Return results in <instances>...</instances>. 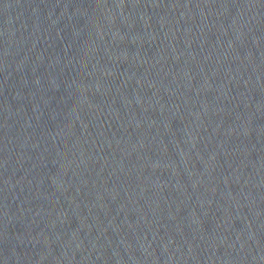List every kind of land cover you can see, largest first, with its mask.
<instances>
[{"label":"water","instance_id":"95a60500","mask_svg":"<svg viewBox=\"0 0 264 264\" xmlns=\"http://www.w3.org/2000/svg\"><path fill=\"white\" fill-rule=\"evenodd\" d=\"M0 264H264V0H0Z\"/></svg>","mask_w":264,"mask_h":264}]
</instances>
